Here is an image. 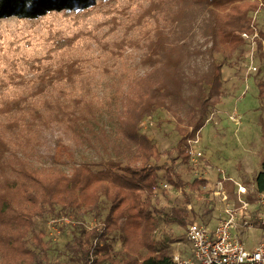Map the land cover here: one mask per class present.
<instances>
[{
	"label": "trees",
	"instance_id": "obj_1",
	"mask_svg": "<svg viewBox=\"0 0 264 264\" xmlns=\"http://www.w3.org/2000/svg\"><path fill=\"white\" fill-rule=\"evenodd\" d=\"M94 1L0 0V17L35 18L49 10L63 11L68 17L75 11L83 21L101 3L112 0ZM162 2H150L151 19ZM168 2L171 8L163 20H153L154 25L145 33L146 50L140 57V66L145 70L142 75L129 77L127 88L120 91L119 103L109 116L116 114V120L109 129L99 125L102 113L95 101L96 93L80 83L86 79L94 83V74L101 71L96 67L99 64L87 60H72L69 64L62 60L57 77L48 82H42V76H48L51 70L43 71L35 80H21L37 83L35 95L44 98L41 105L30 102L29 93L22 98L7 95L0 98V264H52L42 224L78 214L94 219L97 225L90 229L77 227L71 242L64 245L67 257L64 264H175L168 249L170 235L155 239L161 219L166 217L185 227L197 217H190L192 212L187 205L172 208L165 215L156 209L158 163L163 157L168 160L165 179L175 189L195 190L202 185L197 181L183 183L175 168L179 160L182 164L188 162L186 140L202 128L225 96L222 80L225 62L216 56L224 51L228 52V59L237 52V57L245 55L243 48L248 44L242 35L252 33L255 26H252V17L258 10L264 12V6L249 0ZM205 10L207 15L200 29L203 43L194 46L193 39L184 42ZM174 23H177L176 30L170 37L158 31ZM150 32H153L151 36ZM260 35H264L263 30ZM56 40L61 48L69 44L61 34ZM150 52L152 55L148 56ZM199 56L208 58L201 70L191 66ZM27 65L29 73L42 67L40 60ZM2 73L5 77L6 71ZM24 75L23 72L11 74L0 90ZM29 89L34 95L33 87ZM6 90L4 93L10 92ZM157 110L170 115L166 123L172 124L179 134L174 146L162 152L138 132L141 119ZM57 124L80 137L76 139L87 150L98 144L99 161L85 160L73 166L69 175L57 172L53 157L54 166H31L32 159L21 147L38 144L40 128ZM188 128L193 131L190 135L184 134ZM260 164L262 170L255 177V192L264 195V157ZM97 166L100 168L95 171ZM112 241L120 243L119 250L113 249Z\"/></svg>",
	"mask_w": 264,
	"mask_h": 264
},
{
	"label": "rangeland",
	"instance_id": "obj_2",
	"mask_svg": "<svg viewBox=\"0 0 264 264\" xmlns=\"http://www.w3.org/2000/svg\"><path fill=\"white\" fill-rule=\"evenodd\" d=\"M151 1L153 0H112L101 3L99 9H95L96 11L83 21L75 11L68 17L64 16L63 11L54 10L45 11L43 15L35 18L20 19L15 15L0 17V79L4 77L2 71H6L5 77L0 80V89L11 74H25L0 90V98L6 95L22 98L29 93V101L41 105L44 98L35 95L37 83L30 84L21 80H35L36 77L42 76L43 71L51 70L53 72H49L48 76H42V82H48L57 77L61 69L59 66L63 65L59 64L62 60L68 61L64 64H69L72 60H87L99 64L96 67L101 71L94 74V83L91 84L89 79L80 83L91 87L92 92L96 93L95 101H98L102 113L99 125L109 129L116 120V114L109 116L119 103L122 95L120 91L127 88L129 77L142 75L145 70L140 66V57L146 50L145 33L149 31L150 25H154L153 20L162 21L171 8L168 0H162L159 11L151 19ZM249 1L257 2L259 7L264 6V0ZM94 2L99 3L97 0ZM206 15L207 10L198 18L184 42L193 39L194 46L203 43L200 29L202 19ZM176 26L177 23H174L170 28L158 31L165 37H170ZM252 26V33L243 36L248 44L243 48V51L246 50L245 55L237 57V52L232 59H228V52L224 51L222 55L216 56L218 60L225 62L222 68L225 96L202 128L193 137L186 138L188 146L186 145L185 151L189 154V160L184 164L179 160L175 168L183 183L191 184L197 181L202 185L195 190L175 189L165 179L169 162L163 157L158 163L159 180L155 195L158 201L156 209L161 210L164 215L169 214L172 208H183L187 205L188 210L192 212L190 217H197L194 223L208 224L213 228L218 219L224 217L225 203L222 200V192L229 204H239L236 183L241 184L247 189L248 195L241 196L240 199L249 201L250 207L248 211L239 213L234 233L248 251L264 244V230H250L241 225L243 220L255 222L263 211L254 184L256 175L262 170L260 162L264 157V35H260L261 30L264 32L263 11L258 10L253 15ZM152 33L150 32L149 36ZM60 34L69 41V44L62 48L56 42ZM179 45L180 43L173 47ZM119 51V56L112 57L111 54ZM151 55L152 52L148 56ZM206 58L207 56L197 57L191 66L198 70L204 69L208 63ZM34 60H40V65L47 69L40 67L35 73H29L27 64ZM30 87H33L34 95L30 92ZM6 89L10 92L4 93L7 92ZM170 119V115L164 110L147 113L138 125V132L147 136L160 152L169 150L179 139L173 125L166 123ZM159 122L163 125L159 126ZM190 132L193 131L188 128L184 134L190 135ZM38 133V144L21 147L32 159L31 166L39 164L40 168L50 167L53 165V157L54 161L56 160L53 166L57 172L69 175L73 166L85 160L99 161L96 155L98 144L93 145L94 149L87 150L76 139L80 137H75V134L63 125L48 126V129L41 127ZM33 136L36 137V128L33 130ZM103 157L106 156L103 154ZM99 168L97 166L94 170ZM64 219L47 220L42 224L52 264H64L67 261L64 245L71 242L79 225L88 229L97 225L94 219L82 214ZM186 227L163 217L155 239L169 234L171 243L168 249L172 256L189 257L190 248L184 239ZM112 246L114 250L120 249L119 242L112 241Z\"/></svg>",
	"mask_w": 264,
	"mask_h": 264
},
{
	"label": "built area",
	"instance_id": "obj_3",
	"mask_svg": "<svg viewBox=\"0 0 264 264\" xmlns=\"http://www.w3.org/2000/svg\"><path fill=\"white\" fill-rule=\"evenodd\" d=\"M245 37V34L242 37ZM225 203L224 217L218 219L214 227L208 224L190 223L185 230L184 239L190 248V256L186 258L173 256L175 264H264V244H260L252 251L244 248L234 233L240 212L248 211L250 202L240 199L248 195L247 189L236 183L237 201L234 204L227 202V197L222 192ZM263 211L255 222L243 220L242 227L247 229L264 230V195H257ZM64 218L58 221H63Z\"/></svg>",
	"mask_w": 264,
	"mask_h": 264
}]
</instances>
